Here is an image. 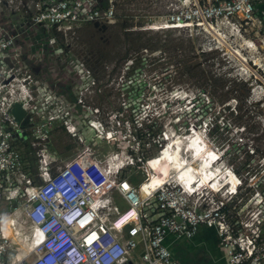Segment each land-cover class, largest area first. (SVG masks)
<instances>
[{
	"label": "built area",
	"instance_id": "built-area-1",
	"mask_svg": "<svg viewBox=\"0 0 264 264\" xmlns=\"http://www.w3.org/2000/svg\"><path fill=\"white\" fill-rule=\"evenodd\" d=\"M115 2L37 0L28 20L17 23L0 14V264H9L13 233L21 235L16 227L24 222L32 245L25 264H180L173 241L192 240L203 228L214 230L226 264H264L258 227L247 235L228 223L229 203L214 197V182L200 193L182 179L174 184L160 176V184L147 165L152 155L121 150L101 159L89 145L60 163L62 155L47 141L57 97L51 90L41 93L37 57L45 55L52 65L56 55L68 56L86 26L104 30L114 24ZM167 7L146 26L155 28L144 29L197 28L217 35L241 26L264 30V0H171ZM39 93L49 100L47 114L38 105ZM24 136L34 137L33 159L25 153ZM106 137H112L109 130ZM140 164L145 176L134 183L123 170ZM228 193L231 198L236 186ZM12 208L17 218H9Z\"/></svg>",
	"mask_w": 264,
	"mask_h": 264
},
{
	"label": "rangeland",
	"instance_id": "rangeland-1",
	"mask_svg": "<svg viewBox=\"0 0 264 264\" xmlns=\"http://www.w3.org/2000/svg\"><path fill=\"white\" fill-rule=\"evenodd\" d=\"M36 1L3 0L0 14L26 22ZM170 1L117 0L114 24L104 30L86 26L68 56L56 55L52 65L45 55L37 57L42 64L35 70L37 85L57 97L47 141L62 155L60 163L85 145L101 159L121 150L133 157L152 155L148 160L153 159L152 170L160 166L159 183L163 176L177 184L180 173L186 179L193 170L219 173L213 194L228 201V223L247 235L257 233V226L264 237V30L241 26L217 35L197 28L144 29L169 11ZM41 93L38 105L47 114L49 100ZM33 140L23 139L32 159ZM123 174L138 183L144 167L128 165ZM195 180L198 193L214 182L210 175L203 186ZM13 210L10 219L17 218ZM27 227L24 222L16 227L22 235L13 233L9 264H25L31 255V242L23 237Z\"/></svg>",
	"mask_w": 264,
	"mask_h": 264
},
{
	"label": "crops",
	"instance_id": "crops-1",
	"mask_svg": "<svg viewBox=\"0 0 264 264\" xmlns=\"http://www.w3.org/2000/svg\"><path fill=\"white\" fill-rule=\"evenodd\" d=\"M171 248L180 264H226L214 230L203 228L192 240L173 241Z\"/></svg>",
	"mask_w": 264,
	"mask_h": 264
},
{
	"label": "bare ground",
	"instance_id": "bare-ground-1",
	"mask_svg": "<svg viewBox=\"0 0 264 264\" xmlns=\"http://www.w3.org/2000/svg\"><path fill=\"white\" fill-rule=\"evenodd\" d=\"M167 140H168V138H167ZM169 144V143H168ZM153 160V159H152ZM152 160H148V162H147V165L149 166V168L152 170V168H151V162H152ZM156 162H158V161H156ZM154 172H156L157 170H159V168H160V166H158V164H155L154 166ZM211 172V171H210ZM210 172H208V174L212 177V180H214V183H215V177H216V179H217V175L219 174H212V173H210ZM198 173V172H197ZM197 173H195L194 172V170L193 171H191L190 172V174H188V176H187V178L185 179L183 176L181 177V178H179V175H178V177H177V179H179V180H185V182H186V184H189L190 185V187H193V184L195 183V179H196V177L198 178V180H202V185L201 186H203V185H205L207 182H206V178L209 176L208 174H206V173H204V171H202L201 172V174H199L198 173V175L199 176H197ZM203 173H204V175L206 176V177H204L203 176ZM208 175V176H207ZM158 179V178H157ZM218 179H220V178H218ZM217 179V180H218ZM158 181V180H157ZM218 181H221V180H218ZM162 182V181H161ZM161 184V183H160ZM209 186V184L207 185V187ZM22 235V234H21ZM24 238H25V236H23ZM28 240V239H27ZM31 242V241H30ZM27 245V244H26ZM24 248V247H23ZM26 248H29V247H27L26 246ZM29 250V249H28ZM28 252V251H27ZM29 252H30V250H29ZM32 252V251H31ZM26 256V255H25ZM24 259V258H23Z\"/></svg>",
	"mask_w": 264,
	"mask_h": 264
},
{
	"label": "trees",
	"instance_id": "trees-1",
	"mask_svg": "<svg viewBox=\"0 0 264 264\" xmlns=\"http://www.w3.org/2000/svg\"><path fill=\"white\" fill-rule=\"evenodd\" d=\"M219 77H220V79H224V77H225V76H223V75H220ZM234 84H236V83H234ZM159 137H160V136H159ZM153 139H154V137H153ZM159 139H160V138H158V139H157V142L160 144V141H159ZM155 143H156V142H155ZM160 145H162V144H160Z\"/></svg>",
	"mask_w": 264,
	"mask_h": 264
},
{
	"label": "clouds",
	"instance_id": "clouds-1",
	"mask_svg": "<svg viewBox=\"0 0 264 264\" xmlns=\"http://www.w3.org/2000/svg\"><path fill=\"white\" fill-rule=\"evenodd\" d=\"M168 144V143H167ZM167 144H165V145H167ZM219 158V157H218Z\"/></svg>",
	"mask_w": 264,
	"mask_h": 264
}]
</instances>
